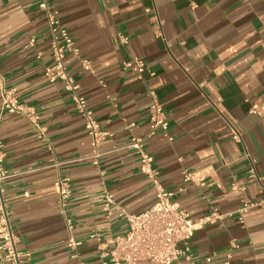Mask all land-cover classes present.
<instances>
[{"label":"crops","instance_id":"1","mask_svg":"<svg viewBox=\"0 0 264 264\" xmlns=\"http://www.w3.org/2000/svg\"><path fill=\"white\" fill-rule=\"evenodd\" d=\"M49 2L81 57L92 61V72L72 55L66 65L110 136L95 166L92 139L64 83L44 77L53 58L39 0H0L5 86L45 129L41 139L27 116L2 112L0 91V141L11 174L3 194L17 250L30 254V264H102L103 250L128 232L122 214L156 203L154 183L130 148L141 138L157 179L192 221L223 216L195 232V264H224L227 254L233 264H264V206L245 223L237 213L245 202H264L245 157L256 160L264 186V0ZM134 59L145 62L143 81L125 67ZM150 90L169 118L171 141L161 130L150 135ZM185 172L203 182H185ZM62 178L71 186L66 202L57 188ZM106 193L114 197L108 209ZM70 239L80 245L69 247Z\"/></svg>","mask_w":264,"mask_h":264},{"label":"built area","instance_id":"2","mask_svg":"<svg viewBox=\"0 0 264 264\" xmlns=\"http://www.w3.org/2000/svg\"><path fill=\"white\" fill-rule=\"evenodd\" d=\"M39 9L45 14L50 34V49L53 63L46 68L44 77L50 83L61 81L65 90L70 94L72 104L85 123V129L92 139L93 154L89 157L95 166H99L101 157L100 147L107 141L109 133L101 128L100 122L95 117L94 111L89 107L88 99L81 95L80 85L76 79L69 74L66 59L72 55L80 60L82 70L93 71L92 61L82 58L79 48L68 28L64 27L55 13L52 11L49 0H39ZM119 42L127 45L129 40L126 36L120 35ZM126 68H131L138 75V80L143 81L145 72V62L141 59H134L125 64ZM0 91L2 95L1 111L9 114L24 115L29 118L35 131L41 139L45 137V129L39 124L37 115L33 108L22 104L14 89H7L0 71ZM150 97V107L148 111L150 121V135L161 130L168 136L170 128L169 118L164 111L155 91L148 92ZM242 133L233 130L232 139L242 143ZM130 148L136 151L142 165V171L147 175L155 186L156 203L149 210L140 214L123 213V217L128 223V232L112 240V248L103 250L101 254L102 264H180L179 259L184 257L186 264H195L190 256V241L195 232L206 225L221 221L223 216L217 213L205 216L197 221H192L190 215L182 210L173 201L175 193L166 190L157 179V174L153 169V157L145 150V140L134 139ZM250 162L248 177L255 185L262 190V185L257 170L256 160L248 153L245 156ZM4 145L0 141V264H30V254L21 253L17 250V237L14 235L3 194V183L11 177L5 167ZM104 175V172H102ZM185 182L201 184L203 179H197L194 173H184ZM58 193L61 201L66 202L71 196V186L68 179H59L57 182ZM245 188L242 187L241 190ZM113 195L106 193L104 197L105 208L114 202ZM264 206V202H245L237 210L240 223H245V215L255 207ZM80 245L73 239L69 241V247L75 248ZM208 262L212 258H207ZM224 264H233L232 256H225Z\"/></svg>","mask_w":264,"mask_h":264}]
</instances>
